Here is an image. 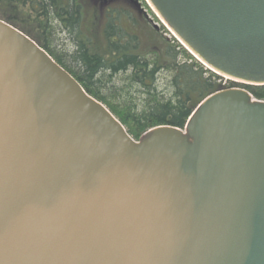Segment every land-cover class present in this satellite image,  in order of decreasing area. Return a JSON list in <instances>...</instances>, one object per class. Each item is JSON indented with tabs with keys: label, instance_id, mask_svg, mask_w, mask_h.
<instances>
[{
	"label": "water",
	"instance_id": "water-1",
	"mask_svg": "<svg viewBox=\"0 0 264 264\" xmlns=\"http://www.w3.org/2000/svg\"><path fill=\"white\" fill-rule=\"evenodd\" d=\"M147 2L209 69L264 85V0ZM0 264H264V99L223 88L136 140L0 18Z\"/></svg>",
	"mask_w": 264,
	"mask_h": 264
},
{
	"label": "trees",
	"instance_id": "trees-1",
	"mask_svg": "<svg viewBox=\"0 0 264 264\" xmlns=\"http://www.w3.org/2000/svg\"><path fill=\"white\" fill-rule=\"evenodd\" d=\"M91 4L0 0V18L34 39L136 140L159 125L184 128L204 98L238 86L206 67L174 36L164 48L144 51L139 34L122 25L120 9H106L101 27L100 14L91 21ZM239 84L264 99V85Z\"/></svg>",
	"mask_w": 264,
	"mask_h": 264
},
{
	"label": "rangeland",
	"instance_id": "rangeland-1",
	"mask_svg": "<svg viewBox=\"0 0 264 264\" xmlns=\"http://www.w3.org/2000/svg\"><path fill=\"white\" fill-rule=\"evenodd\" d=\"M89 5L91 21L94 16L100 14V25L102 27L105 18L106 9L118 8L121 13L123 26L130 31H136L142 40V49L144 51H151L157 47L164 48L166 39L174 36L167 28V26L157 17L151 6L146 0H91ZM99 7V9L97 8ZM60 36L63 38L67 36L66 33L61 32ZM226 84V83H224ZM237 87H243L237 83ZM240 85V86H239ZM244 88V87H243Z\"/></svg>",
	"mask_w": 264,
	"mask_h": 264
},
{
	"label": "bare ground",
	"instance_id": "bare-ground-1",
	"mask_svg": "<svg viewBox=\"0 0 264 264\" xmlns=\"http://www.w3.org/2000/svg\"><path fill=\"white\" fill-rule=\"evenodd\" d=\"M151 3H152V2H151ZM151 3H150V4H151ZM154 9H155V8H154Z\"/></svg>",
	"mask_w": 264,
	"mask_h": 264
}]
</instances>
